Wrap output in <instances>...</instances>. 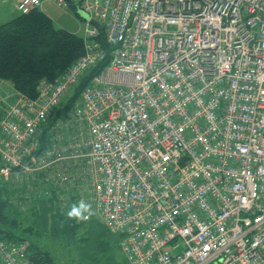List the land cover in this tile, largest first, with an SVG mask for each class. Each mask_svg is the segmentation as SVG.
Here are the masks:
<instances>
[{
	"label": "built area",
	"instance_id": "obj_1",
	"mask_svg": "<svg viewBox=\"0 0 264 264\" xmlns=\"http://www.w3.org/2000/svg\"><path fill=\"white\" fill-rule=\"evenodd\" d=\"M72 2L85 54L0 121L11 203L85 200L129 264H264V0ZM101 28L109 64L59 115L107 60ZM28 247L0 238V264H32Z\"/></svg>",
	"mask_w": 264,
	"mask_h": 264
},
{
	"label": "trees",
	"instance_id": "obj_2",
	"mask_svg": "<svg viewBox=\"0 0 264 264\" xmlns=\"http://www.w3.org/2000/svg\"><path fill=\"white\" fill-rule=\"evenodd\" d=\"M98 41L108 53L107 60L84 74L59 115L69 110L82 90L108 66L111 48L103 28ZM85 52L83 37L55 28L52 19L41 9L20 14L0 26V80L9 82L18 98L35 100L41 81L54 82L62 77ZM4 116H0V121ZM0 192L3 193L0 238L8 246L26 243L30 263L59 264L56 256L42 245L49 238L75 249L79 264H118L114 250L120 247V237L112 234L96 216L89 221L69 220L67 208L62 209L52 197L34 200L22 210L11 203L12 193L1 184Z\"/></svg>",
	"mask_w": 264,
	"mask_h": 264
},
{
	"label": "rangeland",
	"instance_id": "obj_3",
	"mask_svg": "<svg viewBox=\"0 0 264 264\" xmlns=\"http://www.w3.org/2000/svg\"><path fill=\"white\" fill-rule=\"evenodd\" d=\"M15 0H0V10L3 8L10 9L11 16L6 18L3 24H6L20 15L18 11L14 8ZM42 8V7H41ZM48 16L53 20V24L57 29H64L68 32L74 33L80 37L85 36V30L87 27L86 21H88V15L81 11L78 15L73 9H61L55 3H50L47 7ZM1 24V25H3ZM3 193L0 192V200H2ZM96 216V212L94 214ZM47 239V240H46ZM44 239L42 245L49 251H51L54 256L59 260V264H79V255L75 249L72 250L70 247H66L62 242H56L54 240H49V238ZM117 239V238H116ZM63 244V245H62ZM114 256L118 264H129L125 258V255L121 247H117L114 250Z\"/></svg>",
	"mask_w": 264,
	"mask_h": 264
},
{
	"label": "crops",
	"instance_id": "obj_4",
	"mask_svg": "<svg viewBox=\"0 0 264 264\" xmlns=\"http://www.w3.org/2000/svg\"><path fill=\"white\" fill-rule=\"evenodd\" d=\"M17 2L18 0H15L14 8L17 10ZM51 3V2H50ZM49 5V2L46 0H43L41 11H43L47 16V7ZM11 12L10 9H1L0 10V26L5 22L4 20L6 18H10ZM53 21V20H52ZM18 99V94L15 91L14 87L6 81L0 80V116L5 115L7 110L13 106Z\"/></svg>",
	"mask_w": 264,
	"mask_h": 264
},
{
	"label": "clouds",
	"instance_id": "obj_5",
	"mask_svg": "<svg viewBox=\"0 0 264 264\" xmlns=\"http://www.w3.org/2000/svg\"><path fill=\"white\" fill-rule=\"evenodd\" d=\"M94 214L92 205L81 199L70 206L69 210L66 212V218L69 220L87 221Z\"/></svg>",
	"mask_w": 264,
	"mask_h": 264
},
{
	"label": "water",
	"instance_id": "obj_6",
	"mask_svg": "<svg viewBox=\"0 0 264 264\" xmlns=\"http://www.w3.org/2000/svg\"><path fill=\"white\" fill-rule=\"evenodd\" d=\"M70 2V5L72 6V9L74 10V12L79 15L81 14V10L72 2V0H68ZM89 20V17H88ZM87 21V20H84ZM93 26H95L96 28H100V24L97 21H92L91 22Z\"/></svg>",
	"mask_w": 264,
	"mask_h": 264
}]
</instances>
